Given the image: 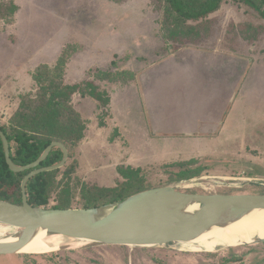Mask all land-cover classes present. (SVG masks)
<instances>
[{"label":"rangeland","instance_id":"374dc122","mask_svg":"<svg viewBox=\"0 0 264 264\" xmlns=\"http://www.w3.org/2000/svg\"><path fill=\"white\" fill-rule=\"evenodd\" d=\"M12 1L13 19L0 15V126L19 129L23 101L44 104L41 84L82 86L61 108L70 172L47 175V207L80 208L87 190L107 199L125 180L118 167L141 168L153 184L174 163L200 168L171 185L181 191L264 193V19L234 0L202 21L179 18L166 0ZM0 264H264V242L212 252L77 246Z\"/></svg>","mask_w":264,"mask_h":264},{"label":"water","instance_id":"95a60500","mask_svg":"<svg viewBox=\"0 0 264 264\" xmlns=\"http://www.w3.org/2000/svg\"><path fill=\"white\" fill-rule=\"evenodd\" d=\"M0 137L9 169L13 172L30 169L20 182L21 203L0 199V222L16 228L12 240L0 241V255L25 254L24 248L41 232L82 239L84 243L78 247H158L190 242L214 227L231 225L256 209L264 210V193H196L170 185L151 187L89 208L32 206L26 196L28 179L62 167L68 150L62 142L52 141L35 161L18 166L10 157L9 143L1 129ZM53 147L62 150V159L38 167ZM260 242H264V237L250 243Z\"/></svg>","mask_w":264,"mask_h":264},{"label":"trees","instance_id":"16d2710c","mask_svg":"<svg viewBox=\"0 0 264 264\" xmlns=\"http://www.w3.org/2000/svg\"><path fill=\"white\" fill-rule=\"evenodd\" d=\"M224 1L227 0H166L170 9L179 18L192 21H202L206 19L210 14L218 10ZM10 2L9 12L0 15H3V17L7 15V17L13 19V15L18 10V7L12 0ZM234 2L245 5L260 18L264 19V0H234ZM38 81L40 83V80ZM41 86L44 88V93L48 95L45 96V100L43 98L45 101L44 104L35 101H23L15 111L16 113H14L12 119H14L16 123L15 126H18L19 129H10V131H8L4 126H0V129L7 137L9 143L10 157L18 166H23L35 161L52 141H58L56 139L54 140L52 138L53 136L61 135L66 148H68V150L70 149V144L67 139L71 138V131L68 132L69 128L62 123L63 120L61 118L63 115L61 112L63 111H61V108L63 102L73 93L81 90L82 86L80 83L61 84L60 86L57 84H41ZM86 86L90 88L92 97L98 100L101 105H107V101L102 95L96 94L95 86L91 82H86ZM32 133H44L45 136L35 137ZM80 136L81 133L79 132L72 141L77 140V138L80 139ZM62 156V150L59 147H53L38 167L56 164L62 159ZM186 164L188 163H174L160 166L168 175L165 179L160 180L161 182L153 184L146 183L147 175L141 168L118 167V174L125 179L118 184L120 187L118 188L117 186L113 188V190H110L105 200H102L101 196H96L95 192L92 190H87L83 195L84 204L80 208H89L103 203L114 202L151 187L171 186L178 181L199 174V167L190 168L187 167ZM170 165H174L177 168L176 171L171 170L170 168L174 166ZM64 166L65 164L60 168L38 173L28 179L26 183V196L30 205L48 206L50 182L47 180V175L60 171ZM29 171L30 169L21 172H13L9 169L5 161L3 144L0 137V199L20 204V182ZM64 172L65 174L70 172L68 166H65ZM52 208L70 207L68 203L63 202L60 205L52 206Z\"/></svg>","mask_w":264,"mask_h":264},{"label":"bare ground","instance_id":"6f19581e","mask_svg":"<svg viewBox=\"0 0 264 264\" xmlns=\"http://www.w3.org/2000/svg\"><path fill=\"white\" fill-rule=\"evenodd\" d=\"M15 232L16 228L14 226L0 222V241L12 240ZM263 237L264 210L256 209L231 225L214 227L194 241L176 242L175 246L178 250L189 252H212L222 248L247 245L252 240ZM83 243L82 239L64 237L62 235H47L45 232H41L24 248L22 253L45 254L59 251L63 247L77 246Z\"/></svg>","mask_w":264,"mask_h":264},{"label":"crops","instance_id":"0c3cea01","mask_svg":"<svg viewBox=\"0 0 264 264\" xmlns=\"http://www.w3.org/2000/svg\"><path fill=\"white\" fill-rule=\"evenodd\" d=\"M230 108H232V105H231V107Z\"/></svg>","mask_w":264,"mask_h":264}]
</instances>
